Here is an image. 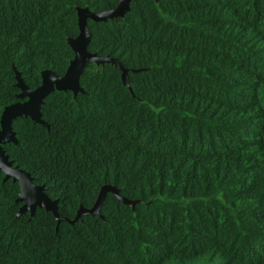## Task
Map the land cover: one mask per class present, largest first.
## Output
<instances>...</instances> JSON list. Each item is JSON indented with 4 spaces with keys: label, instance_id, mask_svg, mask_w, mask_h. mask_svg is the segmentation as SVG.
Instances as JSON below:
<instances>
[{
    "label": "trees",
    "instance_id": "1",
    "mask_svg": "<svg viewBox=\"0 0 264 264\" xmlns=\"http://www.w3.org/2000/svg\"><path fill=\"white\" fill-rule=\"evenodd\" d=\"M119 0H0V115L62 75L75 8ZM85 94L54 91L41 117L13 121L9 159L58 199L60 217L108 193L99 216L17 214L19 185L0 172V264H264V0H131L124 17L89 20Z\"/></svg>",
    "mask_w": 264,
    "mask_h": 264
},
{
    "label": "water",
    "instance_id": "2",
    "mask_svg": "<svg viewBox=\"0 0 264 264\" xmlns=\"http://www.w3.org/2000/svg\"><path fill=\"white\" fill-rule=\"evenodd\" d=\"M131 0H119V3L112 9L101 12L91 11L88 7H76L78 34L75 37L67 38V45L73 52V58L62 75L55 73L50 69H44L40 72V84L34 88H30L22 79L19 71L15 70V87L18 89L16 102L6 105L0 115V172L3 174V181L11 179L19 185L17 202H21V207L17 214L28 212L33 215L36 209H44L51 212L55 221L56 228L62 221L69 224L78 222L83 216H99L100 209L104 199L108 193L112 194L121 203L134 207L138 200H131L121 196L118 188L113 185L106 184L100 187L96 199L91 207H83L82 205L76 210L72 219L60 217L58 213L59 200L51 199L47 194V187L44 184H36L31 174L14 164L5 153L4 145L13 143L17 144L15 132L12 123L20 117H29L34 123L47 127V122L41 117V106L44 99L54 91H70L73 96L78 93L85 94L84 89L80 85V77L85 68L94 63L103 65L105 63L119 67L120 78L123 86L127 87L131 92L128 82V73L139 72L141 69H128L114 57L99 56L95 52L88 50V44L91 40V32L88 27V21L106 22L107 20L122 18L130 11Z\"/></svg>",
    "mask_w": 264,
    "mask_h": 264
},
{
    "label": "flooded vegetation",
    "instance_id": "3",
    "mask_svg": "<svg viewBox=\"0 0 264 264\" xmlns=\"http://www.w3.org/2000/svg\"><path fill=\"white\" fill-rule=\"evenodd\" d=\"M19 92V91H18Z\"/></svg>",
    "mask_w": 264,
    "mask_h": 264
}]
</instances>
